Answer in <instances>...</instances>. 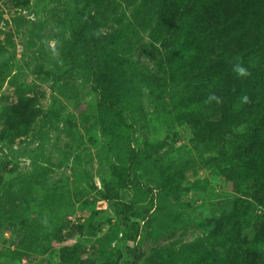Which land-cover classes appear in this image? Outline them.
Masks as SVG:
<instances>
[{"label": "rangeland", "instance_id": "rangeland-1", "mask_svg": "<svg viewBox=\"0 0 264 264\" xmlns=\"http://www.w3.org/2000/svg\"><path fill=\"white\" fill-rule=\"evenodd\" d=\"M89 41L129 59L134 129L119 150L97 118ZM237 57L250 76L232 72ZM209 92L223 103L205 104ZM130 146L152 166L125 180ZM148 186L182 223L167 226ZM254 190L264 193V0H0V264H103L116 251L118 264H263Z\"/></svg>", "mask_w": 264, "mask_h": 264}, {"label": "trees", "instance_id": "trees-1", "mask_svg": "<svg viewBox=\"0 0 264 264\" xmlns=\"http://www.w3.org/2000/svg\"><path fill=\"white\" fill-rule=\"evenodd\" d=\"M227 9L230 16L234 14L233 10L235 9V5L233 4V8L229 7ZM219 14L221 15L220 11ZM235 16L237 18H242L239 14H235ZM84 17L85 22L81 33H84L85 30L92 27V23L89 21L90 17L85 14ZM102 49H104L102 51L104 53L99 52L100 47L91 43V41L85 43L87 64H89V68H91L93 72L94 79L99 82V85L94 86V90L97 93L96 111L99 125L107 139L106 148L108 151L114 149L119 150V142L122 141L124 131L126 129H134V125L129 123L126 118V114L130 111L128 102V95L130 93V86L128 85L129 59L109 51L106 47H102ZM103 56L106 60L102 62L101 59ZM172 136L177 137V133L174 132ZM151 166V161L144 156V151L142 149L130 146L127 163L119 172V176L127 180L132 173ZM100 194L105 198L112 199L117 210L120 212L122 211L121 208L123 206L117 203L118 201L115 199L114 192L109 195L103 194L102 192H100ZM146 194L150 196L153 203L158 204V210L162 211L164 215L167 216V226L172 228L175 224L184 221L182 213L171 209L168 205L167 200L163 197V195L166 194L163 189L154 191L153 187L148 186L145 192V195ZM252 200L264 209V193L254 190ZM132 229L133 231L129 235L132 240H135L140 234L141 226L136 225ZM117 234V230L108 231L100 238V245L104 246L108 240H112ZM120 258L121 253L116 251L113 254V258L109 261H105L103 264H118Z\"/></svg>", "mask_w": 264, "mask_h": 264}, {"label": "clouds", "instance_id": "clouds-1", "mask_svg": "<svg viewBox=\"0 0 264 264\" xmlns=\"http://www.w3.org/2000/svg\"><path fill=\"white\" fill-rule=\"evenodd\" d=\"M232 72L238 78H246L251 75L250 71L243 65L239 57L236 58V62L232 65ZM239 101L241 104H248L250 103V97L246 94L241 95L239 97ZM213 102H215L216 105H220L223 103V99L222 97L218 96L215 92H209L206 99L204 100V103L212 104Z\"/></svg>", "mask_w": 264, "mask_h": 264}]
</instances>
